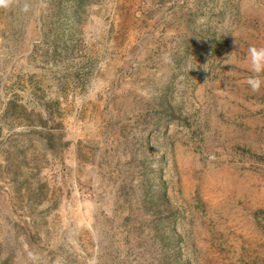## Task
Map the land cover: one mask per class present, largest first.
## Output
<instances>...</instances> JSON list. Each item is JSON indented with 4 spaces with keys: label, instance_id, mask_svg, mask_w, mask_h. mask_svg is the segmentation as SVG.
Here are the masks:
<instances>
[{
    "label": "rangeland",
    "instance_id": "obj_1",
    "mask_svg": "<svg viewBox=\"0 0 264 264\" xmlns=\"http://www.w3.org/2000/svg\"><path fill=\"white\" fill-rule=\"evenodd\" d=\"M253 46L264 0L0 6V264H264Z\"/></svg>",
    "mask_w": 264,
    "mask_h": 264
},
{
    "label": "clouds",
    "instance_id": "obj_2",
    "mask_svg": "<svg viewBox=\"0 0 264 264\" xmlns=\"http://www.w3.org/2000/svg\"><path fill=\"white\" fill-rule=\"evenodd\" d=\"M12 2L13 0H0V6H7ZM247 62L250 70L254 74H260L264 72V47H250L248 49ZM247 82L255 92L260 88L262 81L258 75H254L250 77Z\"/></svg>",
    "mask_w": 264,
    "mask_h": 264
}]
</instances>
